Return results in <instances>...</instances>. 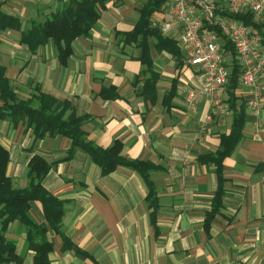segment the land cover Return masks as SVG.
I'll use <instances>...</instances> for the list:
<instances>
[{"label": "crops", "instance_id": "1", "mask_svg": "<svg viewBox=\"0 0 264 264\" xmlns=\"http://www.w3.org/2000/svg\"><path fill=\"white\" fill-rule=\"evenodd\" d=\"M70 1L0 0V14L21 24V30L0 29V66L19 100L43 94L68 103L77 116L86 117L82 129L88 142L107 149L118 140L123 157L154 165L150 179L159 208L153 223L149 188L136 171L118 167L104 176L84 149L69 157V138L46 136L34 145L26 123L0 121V144L10 154L7 175L13 188L30 187L29 163L36 155L43 157L51 165L43 186L64 202L62 231L84 252L65 250L62 237L49 228L50 264H264V100L256 111L250 104L256 101L254 92L241 84L236 90L247 106L243 137L223 162V207L206 231L219 183L215 164L200 158L214 154L221 136L231 131L228 92L218 94L219 105L204 96L195 111L188 109L186 89L197 82L185 64L181 27L161 29L171 21L164 6L150 22L176 42L183 64L149 38L148 71L141 49L118 34L135 29L149 0H108L90 36L74 41L67 66L61 65L53 44L32 51L22 43L23 29L44 22ZM253 21V34L264 49V10ZM260 82L264 88V71ZM103 89L117 97L103 98ZM208 116L212 119L202 131ZM30 214L36 223L47 225L41 203L31 202ZM4 237L14 242L20 259L5 264H34L35 252L20 222H11Z\"/></svg>", "mask_w": 264, "mask_h": 264}, {"label": "trees", "instance_id": "2", "mask_svg": "<svg viewBox=\"0 0 264 264\" xmlns=\"http://www.w3.org/2000/svg\"><path fill=\"white\" fill-rule=\"evenodd\" d=\"M108 0H71L63 9L53 14L44 22L35 21L31 26L21 31V41L27 44L32 51L48 43L53 44L57 51L58 59L63 66H67L73 55V43L78 38L89 37L96 27L100 18V8L106 7ZM167 0H149L141 10V19L132 32L118 34L125 39V43H136L141 49V62L145 64L148 71H151L152 59L150 56L149 38H155L161 49L173 54L182 66V52L174 40L162 36L158 28H153L150 22L151 15L164 6ZM223 15L242 22L252 30L257 26L254 24L251 12ZM12 27L21 30L19 20L13 17L0 14V29ZM226 55L231 62L227 66L230 70L229 82L225 89L228 92L229 107L233 112L231 131L228 135L221 136L220 148L206 157H201L202 162H213L216 166L218 176V190L215 194L212 211L205 221V229L209 231L212 221L223 207L224 177L223 162L229 157L239 145L246 122L247 106L245 101L239 99L236 90L240 86L241 69L236 59V50L220 29L215 28ZM180 66V67H181ZM176 84L170 95L173 96ZM151 99L154 100L155 82L150 85ZM103 98H116L117 95H108V90L103 89ZM0 98L3 106H0V121L9 120L13 126L23 122L33 130L34 145L46 136L60 135L72 141L70 149L71 157L76 149H84L92 161L100 166L102 174L108 175L118 167H126L139 173L149 188L147 205L153 209L151 214L152 222L159 208L157 191L150 179V173L155 166L144 161L130 160L122 156L123 144L115 141L107 149L95 146L87 141L82 125L85 116H77L68 103H60L48 95H40L36 99L26 101L19 100L17 94L10 87L6 78L5 70L0 66ZM36 104V105H35ZM10 162L9 151L0 144V264L8 262L20 263L15 253L14 242L5 239L4 234L7 226L14 221L20 222L27 230L28 246L35 252L34 264H50L49 255L52 252L53 244L46 239L49 228H52L64 241V249H73L77 253L84 254L67 238L62 231V218L64 216V202L55 198L43 186V181L51 170V165L41 156H34L29 163L30 187L26 189H14L11 178L7 175V168ZM31 202H39L47 221L46 224H38L30 214Z\"/></svg>", "mask_w": 264, "mask_h": 264}, {"label": "built area", "instance_id": "3", "mask_svg": "<svg viewBox=\"0 0 264 264\" xmlns=\"http://www.w3.org/2000/svg\"><path fill=\"white\" fill-rule=\"evenodd\" d=\"M220 4L207 0H167L164 4L171 21L162 25L163 32H169L175 25L181 27L186 53L185 64L193 71L197 86L186 89L185 103L188 109L195 111L199 100L211 96L215 104L217 98L229 82L230 70L226 55L215 28L220 29L233 44L236 59L241 69L240 83L252 90L256 101L251 102L257 111L264 100V88L260 79L264 71V49L261 39L253 30L224 12L238 14L251 12L259 14L264 10V0H219ZM0 98V106H3ZM208 116L201 130L208 128L211 121Z\"/></svg>", "mask_w": 264, "mask_h": 264}, {"label": "rangeland", "instance_id": "4", "mask_svg": "<svg viewBox=\"0 0 264 264\" xmlns=\"http://www.w3.org/2000/svg\"><path fill=\"white\" fill-rule=\"evenodd\" d=\"M230 62H231V59H230V57H229V59H228V65L230 64Z\"/></svg>", "mask_w": 264, "mask_h": 264}]
</instances>
